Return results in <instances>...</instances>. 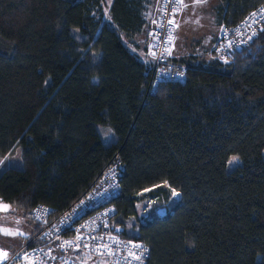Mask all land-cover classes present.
I'll return each mask as SVG.
<instances>
[{"label": "trees", "instance_id": "obj_1", "mask_svg": "<svg viewBox=\"0 0 264 264\" xmlns=\"http://www.w3.org/2000/svg\"><path fill=\"white\" fill-rule=\"evenodd\" d=\"M223 1V25L264 3ZM112 13L128 30L139 7L115 0ZM213 54L171 51L187 78L152 91V62L103 21V0H0V157L20 145L23 158L0 174V199L30 220L38 204L60 211L117 155L112 222L149 245V264H264V28L228 61ZM153 189L139 220L138 194Z\"/></svg>", "mask_w": 264, "mask_h": 264}, {"label": "built area", "instance_id": "obj_2", "mask_svg": "<svg viewBox=\"0 0 264 264\" xmlns=\"http://www.w3.org/2000/svg\"><path fill=\"white\" fill-rule=\"evenodd\" d=\"M181 6L178 0H163L160 15L149 29L154 53L150 66L152 91L162 82H182L187 78L185 67L170 60L174 24L169 21H175ZM263 28L264 3L248 12L237 24L222 26L213 47L215 56L228 61L237 51L249 48ZM124 170L125 165L115 155L66 208L58 211L46 204L35 206L29 215L37 230L19 248L0 246L9 254L3 264H87L78 259V255L105 260L106 264H149V245L123 236L112 222L117 209L111 200L121 191ZM78 236L83 239L77 240ZM130 253L141 259H133Z\"/></svg>", "mask_w": 264, "mask_h": 264}, {"label": "crops", "instance_id": "obj_3", "mask_svg": "<svg viewBox=\"0 0 264 264\" xmlns=\"http://www.w3.org/2000/svg\"><path fill=\"white\" fill-rule=\"evenodd\" d=\"M114 1L103 0V21L119 32L124 42L132 51L143 58V60L151 63L153 60V39L149 35V29L160 15L163 0H127L129 5L136 4L139 7V17L135 19L134 23L129 25L130 28L128 30L121 27L113 18L112 7ZM184 2L187 7L181 6L176 15L175 24L177 21V24H181L182 26L188 27L194 25L193 27H196L199 32L206 34L204 38L206 42L189 41L188 43H190L191 48L194 49V52L189 53L186 50V45L182 46L183 43L182 45L180 43V46L176 45L182 33L179 35L174 34L175 42H172V57L181 63L192 55L199 59H211L214 56V43L223 26L219 17V8L224 4V1L207 0V3L203 4H193V0H184ZM209 27L215 28L213 31H210ZM198 50L201 51L197 52ZM178 193L180 194V192Z\"/></svg>", "mask_w": 264, "mask_h": 264}, {"label": "rangeland", "instance_id": "obj_4", "mask_svg": "<svg viewBox=\"0 0 264 264\" xmlns=\"http://www.w3.org/2000/svg\"><path fill=\"white\" fill-rule=\"evenodd\" d=\"M175 25H179V27H176ZM175 25H174L172 42H175L174 34L179 35L182 33L176 45L180 46V43L181 45L183 43L182 46L184 47L186 45L187 48L186 50L189 53L194 52V49H192L190 43H188L189 41L191 42L200 41L201 43L206 42L204 39L206 34H204L203 32H199V30L196 27H193L194 25L188 27L182 26L181 24H177V21ZM214 28L215 27H209L208 29L210 31H213ZM71 33L73 36H75L78 39L84 38V36L80 32V29L78 28H72ZM199 51L201 50H198L197 52ZM100 56H101L100 53L95 54L94 60L98 61L100 59ZM98 130L105 144H110L116 140V136L112 127L107 125H99ZM233 157H237V156L232 155L229 158V161H232ZM229 161L227 163L228 171H231L232 169L235 168L236 165L240 163L239 158L236 161H233L232 163H229ZM8 167H17V168L23 167L22 148L20 145L16 146L15 149L8 155L0 157V174L4 169ZM154 191L156 190L153 189L151 192L150 191L148 192V190H146L138 194L139 220H143L146 214L148 213V211L154 205L153 204L154 202L150 198L152 195H155ZM179 197L180 195L174 196L172 193L168 202V207L171 208V206L176 202L177 199H179ZM2 202L10 205L6 201L2 200ZM132 223L133 222L131 221L130 225ZM34 226L35 224L30 219H27L22 211L10 205V208L7 211H0V229H8L11 230L12 232L19 231V232H23L25 235L10 236L0 232V246L10 249L19 248L32 235ZM78 259L84 261L87 264H106L105 260H94L90 257L82 256V255H78Z\"/></svg>", "mask_w": 264, "mask_h": 264}, {"label": "snow or ice", "instance_id": "obj_5", "mask_svg": "<svg viewBox=\"0 0 264 264\" xmlns=\"http://www.w3.org/2000/svg\"><path fill=\"white\" fill-rule=\"evenodd\" d=\"M109 2H111V0H109ZM178 3L184 7H187V5L185 4L184 0H178ZM203 3H207V0H193V4H203ZM253 16L256 15V13L252 14ZM198 22V21H197ZM169 23L175 24V21H169ZM176 27H179V25H175ZM171 41V38H170ZM169 54H170V50H169ZM154 55V53H153ZM238 159V157H233L232 161H229V163H232L233 161H236ZM172 193L174 196H179L180 194L178 192H176L175 189H172ZM10 208V205L5 204L2 202V200H0V211H7ZM19 222V221H18ZM0 232H2L5 235H10V236H24L25 234L23 232H12L11 230L8 229H0ZM83 239V237H77V240H81ZM65 243H70V242H65ZM63 246V245H62ZM87 247V245H85ZM106 249L108 248L107 245L104 246ZM135 247H139V245H136ZM101 255H103L104 253H100ZM8 252L4 251L3 249H0V264H3V261L6 260L8 258ZM130 255L133 257V259H141V256H137L135 253H130Z\"/></svg>", "mask_w": 264, "mask_h": 264}, {"label": "water", "instance_id": "obj_6", "mask_svg": "<svg viewBox=\"0 0 264 264\" xmlns=\"http://www.w3.org/2000/svg\"><path fill=\"white\" fill-rule=\"evenodd\" d=\"M168 210L167 207L162 206L157 209V213L159 216H165L167 214ZM115 230L118 232H124L125 228L123 226H116Z\"/></svg>", "mask_w": 264, "mask_h": 264}]
</instances>
